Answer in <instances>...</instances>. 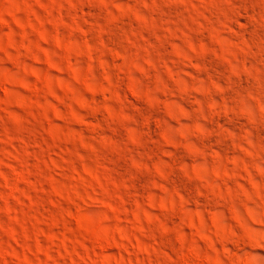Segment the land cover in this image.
<instances>
[{"label":"rangeland","instance_id":"rangeland-1","mask_svg":"<svg viewBox=\"0 0 264 264\" xmlns=\"http://www.w3.org/2000/svg\"><path fill=\"white\" fill-rule=\"evenodd\" d=\"M0 264H264V0H0Z\"/></svg>","mask_w":264,"mask_h":264}]
</instances>
